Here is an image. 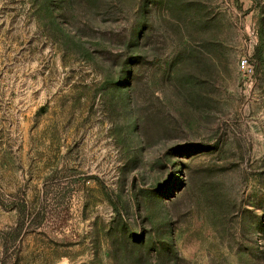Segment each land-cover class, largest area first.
<instances>
[{
    "label": "rangeland",
    "instance_id": "rangeland-1",
    "mask_svg": "<svg viewBox=\"0 0 264 264\" xmlns=\"http://www.w3.org/2000/svg\"><path fill=\"white\" fill-rule=\"evenodd\" d=\"M0 264H264V0H0Z\"/></svg>",
    "mask_w": 264,
    "mask_h": 264
},
{
    "label": "built area",
    "instance_id": "built-area-1",
    "mask_svg": "<svg viewBox=\"0 0 264 264\" xmlns=\"http://www.w3.org/2000/svg\"><path fill=\"white\" fill-rule=\"evenodd\" d=\"M248 58L244 57L242 60H240L239 67L243 72H251L250 66L248 64Z\"/></svg>",
    "mask_w": 264,
    "mask_h": 264
}]
</instances>
